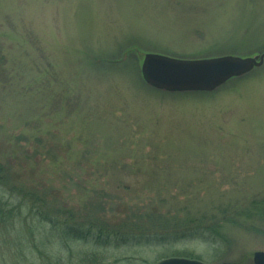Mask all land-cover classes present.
<instances>
[{
    "label": "rangeland",
    "instance_id": "374dc122",
    "mask_svg": "<svg viewBox=\"0 0 264 264\" xmlns=\"http://www.w3.org/2000/svg\"><path fill=\"white\" fill-rule=\"evenodd\" d=\"M263 51L264 0H0L7 180L44 195L48 212L93 210L90 216L146 228L154 209L177 221L226 205L252 209L251 201L264 200V61L211 92L157 90L140 64L145 52ZM228 227V246L197 237L96 252L105 264H155L183 252L205 263L253 264L264 231ZM10 236L0 231V261L12 253ZM46 237L57 257L92 247Z\"/></svg>",
    "mask_w": 264,
    "mask_h": 264
},
{
    "label": "trees",
    "instance_id": "16d2710c",
    "mask_svg": "<svg viewBox=\"0 0 264 264\" xmlns=\"http://www.w3.org/2000/svg\"><path fill=\"white\" fill-rule=\"evenodd\" d=\"M122 52L126 54V51ZM7 174H10L8 167L0 162V231L4 230L11 235L13 245L10 256L15 255V258L3 256L0 264H105L104 255L96 252L98 248L160 245L181 239L193 240L197 237L207 238L206 241L213 244L219 240L228 246L230 240L225 232L230 228L228 226L235 230L243 227L247 229L244 231L249 232L264 231V202H261L263 199L251 201L252 209L226 205L218 213L211 215L187 212L184 218L178 221L169 220L165 212L154 209L147 215L153 226L146 228L136 223L130 225L123 221L116 224L103 217L90 216L93 210H87L86 217H80L63 206L52 207L48 212L44 195L41 194V197L36 191L31 193L30 190L23 192L16 183L7 180ZM19 195L24 199L20 200ZM51 213L54 214L53 220H50L52 215H48ZM256 222L259 226L254 225ZM50 233L56 237L57 243L62 245H66L67 241L89 242L92 247L88 252L79 248L78 254L66 250L67 257H57V252L52 255L49 253L50 245L46 236ZM19 247L22 259L17 256ZM60 247L62 248L61 245ZM226 253L224 252L222 257L227 255ZM180 256L200 259L190 252H183Z\"/></svg>",
    "mask_w": 264,
    "mask_h": 264
},
{
    "label": "water",
    "instance_id": "95a60500",
    "mask_svg": "<svg viewBox=\"0 0 264 264\" xmlns=\"http://www.w3.org/2000/svg\"><path fill=\"white\" fill-rule=\"evenodd\" d=\"M264 61V51L253 56L220 55L178 58L145 52L140 72L144 82L165 92H211L232 78L247 74ZM253 264H264V251L252 253ZM155 264H235L232 261L205 263L186 257H167Z\"/></svg>",
    "mask_w": 264,
    "mask_h": 264
}]
</instances>
